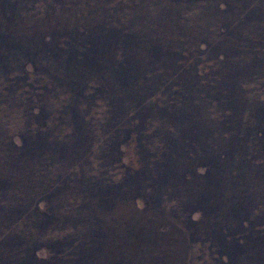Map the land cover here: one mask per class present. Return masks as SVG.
Masks as SVG:
<instances>
[{
	"label": "rangeland",
	"instance_id": "1",
	"mask_svg": "<svg viewBox=\"0 0 264 264\" xmlns=\"http://www.w3.org/2000/svg\"><path fill=\"white\" fill-rule=\"evenodd\" d=\"M261 230L264 0H0V264H264Z\"/></svg>",
	"mask_w": 264,
	"mask_h": 264
},
{
	"label": "trees",
	"instance_id": "2",
	"mask_svg": "<svg viewBox=\"0 0 264 264\" xmlns=\"http://www.w3.org/2000/svg\"><path fill=\"white\" fill-rule=\"evenodd\" d=\"M20 49H22V48H20ZM37 55H39L38 52L35 51V50H32V51H30L29 54H27V53L24 54V52L23 53H19V55L18 54H15L16 57L15 58H10V60H12V61L14 60V61H17V62L20 61V62L23 63V65H25L27 63H30L31 60H28V61H22V60H25V59H27V58L30 57L29 59H33L32 61H35V57L34 56H37ZM22 70L24 71V67L22 68ZM73 91H74L75 95H76L77 92H78L77 94L80 93V90H78V89H73ZM75 129L76 130H81L82 127H81V125L76 124ZM86 141H87L86 137L82 136V138L80 140H78V142L76 143V145H81V143L84 144V142H86ZM69 142H70V139H69ZM216 174H218V173H213L212 172L211 173V176H212V179L213 180H209L208 181L211 185H212V183H214V185H212L213 187H219V185H220V184H218V182H219V175H216ZM207 196L208 195L201 196L200 197L201 199L198 198L196 200V205H198V209L201 211V213L203 215L214 214V211L212 209V206H214V204H213V202H211L210 197L209 196L207 197ZM224 199L225 198H221V200L219 199L221 204H222V202H225ZM220 207L221 206L219 205V202H218V209ZM219 210L221 211V208ZM234 212L239 215V216H237L239 219H241V218L243 219L242 210H240V211L234 210ZM261 231L264 232V230H261ZM261 231H259L258 233H263ZM214 234H216V233H214ZM215 239L217 241V244L219 245L218 247H221V249L223 251H224L225 248L229 249V242L232 243V244L235 243V245H237V246H241V240L237 237V235H234V234H230L228 236H225V239L226 240L223 239V236L220 237V238H218V239L215 237ZM245 242H249L248 238H247V241L245 240ZM245 248L246 247L244 246V247L241 248V251H237L238 256H241V257L244 256L245 257V253L242 252ZM219 251H221V250L219 249ZM227 253H228L227 254L228 260L230 259V261H232L231 264H233L234 259L237 258V255L235 254V256H234V254H231L229 252H227ZM222 255H224V254H222Z\"/></svg>",
	"mask_w": 264,
	"mask_h": 264
}]
</instances>
